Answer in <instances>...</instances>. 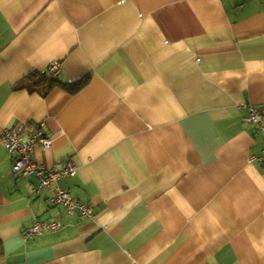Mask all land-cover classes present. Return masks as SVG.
Listing matches in <instances>:
<instances>
[{
    "label": "crops",
    "instance_id": "0c3cea01",
    "mask_svg": "<svg viewBox=\"0 0 264 264\" xmlns=\"http://www.w3.org/2000/svg\"><path fill=\"white\" fill-rule=\"evenodd\" d=\"M242 104L264 111V0H0V264H264ZM21 124L52 138L37 164L77 174L35 193L2 144ZM57 185L94 218L51 205Z\"/></svg>",
    "mask_w": 264,
    "mask_h": 264
},
{
    "label": "built area",
    "instance_id": "2783aa9c",
    "mask_svg": "<svg viewBox=\"0 0 264 264\" xmlns=\"http://www.w3.org/2000/svg\"><path fill=\"white\" fill-rule=\"evenodd\" d=\"M60 64H53L51 72L58 74ZM249 111V122L257 125L264 134V111L260 106L242 104ZM26 131L24 124L19 125L12 130H5L2 135V144L10 155L14 157L13 173L21 176L35 175L39 180V187L35 193L42 189H51L62 178L72 177L77 174V165L70 158L65 160L61 167H47L46 165L37 164L33 159V149L40 145L45 149L52 147V138L49 137L43 126H37L35 131L30 135L28 141L23 140V133ZM260 161L264 163V149L260 158H251V161ZM53 206H64L70 215L80 214L86 220L94 218V208L83 202L73 199L72 194L59 187L54 188V195L50 199ZM59 223L54 222H35L31 227L23 232L26 240L33 239L38 235L49 232L56 233L60 229Z\"/></svg>",
    "mask_w": 264,
    "mask_h": 264
},
{
    "label": "trees",
    "instance_id": "16d2710c",
    "mask_svg": "<svg viewBox=\"0 0 264 264\" xmlns=\"http://www.w3.org/2000/svg\"><path fill=\"white\" fill-rule=\"evenodd\" d=\"M41 83H45V84H48L49 85V88L50 89H53L54 87H56L57 85H60V82L57 81V80H54L53 78H48L47 75H44L42 77V80H41ZM86 83L82 82L81 84H78V83H75L74 85H72L73 87H77L80 88V87H83ZM71 86V85H70ZM264 164V163H263ZM3 254V251H2V247H1V242H0V257L2 256Z\"/></svg>",
    "mask_w": 264,
    "mask_h": 264
}]
</instances>
